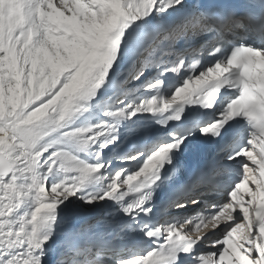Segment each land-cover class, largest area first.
Wrapping results in <instances>:
<instances>
[{
  "label": "snow or ice",
  "instance_id": "1",
  "mask_svg": "<svg viewBox=\"0 0 264 264\" xmlns=\"http://www.w3.org/2000/svg\"><path fill=\"white\" fill-rule=\"evenodd\" d=\"M0 264H264V0H0Z\"/></svg>",
  "mask_w": 264,
  "mask_h": 264
},
{
  "label": "bare ground",
  "instance_id": "2",
  "mask_svg": "<svg viewBox=\"0 0 264 264\" xmlns=\"http://www.w3.org/2000/svg\"><path fill=\"white\" fill-rule=\"evenodd\" d=\"M57 4H58V0H56Z\"/></svg>",
  "mask_w": 264,
  "mask_h": 264
},
{
  "label": "rangeland",
  "instance_id": "3",
  "mask_svg": "<svg viewBox=\"0 0 264 264\" xmlns=\"http://www.w3.org/2000/svg\"><path fill=\"white\" fill-rule=\"evenodd\" d=\"M58 5V4H57Z\"/></svg>",
  "mask_w": 264,
  "mask_h": 264
}]
</instances>
